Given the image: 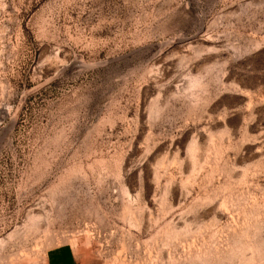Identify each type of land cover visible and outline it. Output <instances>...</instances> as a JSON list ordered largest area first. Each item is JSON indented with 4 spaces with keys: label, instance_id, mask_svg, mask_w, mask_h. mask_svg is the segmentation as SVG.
Listing matches in <instances>:
<instances>
[{
    "label": "rangeland",
    "instance_id": "1",
    "mask_svg": "<svg viewBox=\"0 0 264 264\" xmlns=\"http://www.w3.org/2000/svg\"><path fill=\"white\" fill-rule=\"evenodd\" d=\"M264 264V0H0V264Z\"/></svg>",
    "mask_w": 264,
    "mask_h": 264
},
{
    "label": "crops",
    "instance_id": "2",
    "mask_svg": "<svg viewBox=\"0 0 264 264\" xmlns=\"http://www.w3.org/2000/svg\"><path fill=\"white\" fill-rule=\"evenodd\" d=\"M46 264H79L72 245L64 244L51 248L46 254Z\"/></svg>",
    "mask_w": 264,
    "mask_h": 264
}]
</instances>
